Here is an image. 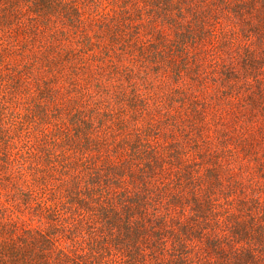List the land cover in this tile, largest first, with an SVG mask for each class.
I'll use <instances>...</instances> for the list:
<instances>
[{
    "label": "trees",
    "instance_id": "obj_1",
    "mask_svg": "<svg viewBox=\"0 0 264 264\" xmlns=\"http://www.w3.org/2000/svg\"><path fill=\"white\" fill-rule=\"evenodd\" d=\"M0 264H264V0H0Z\"/></svg>",
    "mask_w": 264,
    "mask_h": 264
}]
</instances>
